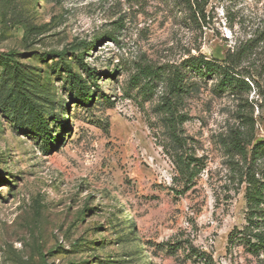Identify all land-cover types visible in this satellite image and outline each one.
<instances>
[{
    "label": "rangeland",
    "instance_id": "1",
    "mask_svg": "<svg viewBox=\"0 0 264 264\" xmlns=\"http://www.w3.org/2000/svg\"><path fill=\"white\" fill-rule=\"evenodd\" d=\"M200 54L245 82L188 73L178 143L166 67ZM238 133L264 140V0H0V264H264Z\"/></svg>",
    "mask_w": 264,
    "mask_h": 264
},
{
    "label": "trees",
    "instance_id": "2",
    "mask_svg": "<svg viewBox=\"0 0 264 264\" xmlns=\"http://www.w3.org/2000/svg\"><path fill=\"white\" fill-rule=\"evenodd\" d=\"M85 42H82L83 46ZM79 46V45H78ZM67 50H63L57 53L59 58L66 63L67 67H71L66 61ZM167 66V65H166ZM83 68H88L84 63ZM169 70L166 69V95L162 97L161 103L159 104L160 111L165 114L166 122L171 130V136L177 140L179 143L182 141L180 134L177 132L178 124H183L187 120V115H182L178 113V98L186 92V78L188 73H194L199 77H218L220 84L224 88H240L242 83L245 82L244 79L234 75L235 66L229 61L224 63L218 59L207 58L205 55H192L185 59L181 65H169ZM141 74L146 75V77H152L154 75V70L151 67H145ZM74 83H77L81 93V99L84 102H90L92 96L88 92V87L86 86V81L82 80V77L74 74ZM137 75L134 80H138ZM30 99V98H29ZM33 103L32 100L29 101ZM234 148L247 158L248 150L246 145H251V155L257 160L258 158L264 159V140L253 143L252 139H248L247 135L244 133L236 134L233 138ZM188 173L193 177V170L190 169V165H187ZM191 170V171H190ZM196 173V172H195ZM256 171L250 166L248 171L245 173L247 186V202H248V213L247 221L249 222L246 229L247 234L250 236V244L252 250L255 252L264 251V228L260 227V218L264 216V209L262 204H264V168L262 169V178L256 176ZM205 256V252L201 253Z\"/></svg>",
    "mask_w": 264,
    "mask_h": 264
}]
</instances>
